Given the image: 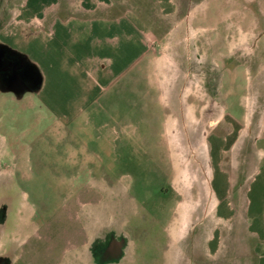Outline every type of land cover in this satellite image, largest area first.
Masks as SVG:
<instances>
[{
  "label": "crops",
  "instance_id": "crops-1",
  "mask_svg": "<svg viewBox=\"0 0 264 264\" xmlns=\"http://www.w3.org/2000/svg\"><path fill=\"white\" fill-rule=\"evenodd\" d=\"M93 1L0 0L4 67L28 74L12 84L1 81L0 155L10 179L25 191L28 202L21 226L30 228L35 253L40 246L53 251L65 243L66 254L80 261L88 247L92 251L91 246L98 245L104 259L116 252L123 261L132 245L126 230L138 207L145 212V206L157 219L169 214L172 222L175 216L173 223L179 214L181 225L182 214L193 215L199 208L211 221L217 211L223 218L229 211L234 215L230 199L240 198L249 222L260 217L263 224L264 159L257 161L264 153L256 147L263 123L253 136V112L242 97L229 96L230 103L224 106L190 93L176 95L186 103L181 122L172 116L157 127H145L146 113L157 110L152 103L174 97L166 90L161 95L160 89L171 85L160 75L165 61L158 58L155 77H150L155 68L147 57L148 42L135 45L140 36L127 17L93 14ZM161 2L169 6L171 0ZM64 7L66 15L58 13L57 8ZM181 23L177 21L168 34L165 26L152 27L150 37L156 35L165 51L167 38L178 37L172 32L181 31ZM23 24L36 29L25 35ZM140 32L147 37L146 30ZM170 43L179 46L175 40ZM224 56L222 60L229 59ZM193 101L209 104L199 110L201 104ZM214 101L219 111L214 110ZM130 116L136 117L134 125ZM180 128L191 134L186 143L178 135ZM165 140L175 149L174 160L171 166L149 164V173L164 178L171 174L172 184L162 191L176 199L192 196V182L197 184V196L145 204V160L134 164L133 150L155 151ZM119 166H126V171L119 174ZM253 228L261 231L264 224ZM65 229L73 230L69 242Z\"/></svg>",
  "mask_w": 264,
  "mask_h": 264
},
{
  "label": "rangeland",
  "instance_id": "rangeland-1",
  "mask_svg": "<svg viewBox=\"0 0 264 264\" xmlns=\"http://www.w3.org/2000/svg\"><path fill=\"white\" fill-rule=\"evenodd\" d=\"M93 2L95 4L93 14L111 15L110 18L118 19L127 17L129 22L133 23L134 30L140 36L135 37V45H145L146 42L150 45L151 52L147 57L152 69L155 68L152 74L157 72L158 58L165 61L160 75L171 85L164 86L160 91L161 95L163 90L169 91L174 97L170 99L169 96L167 101L159 98L157 102L152 103L157 110L146 113L148 125L145 127H157L163 123L165 117L172 116L181 122L183 104L186 103L176 100V95L181 94L186 97L190 93H195L205 96L207 100L216 99L224 106L230 103L229 96L232 98L235 96L236 99L242 97L247 110L253 112L250 132L253 136L258 135L260 122L264 126V117L261 119L260 116L262 113L264 116V0H171L169 6H162L161 0H94ZM1 9L4 7H0ZM162 9H166L167 18L164 17ZM64 10L65 7L57 8L58 13L61 11L63 14ZM14 13L18 14V11ZM8 14H5L6 20L9 18ZM189 15L190 17H187ZM179 20H182L181 31L172 32L178 37L167 38V50L164 51L160 47L162 43L160 39L156 35L150 37L154 33L152 27H161L160 30H164L163 26H165L168 34ZM35 29L33 25L22 26L25 35ZM174 40L179 46L169 44ZM152 43L160 47V54ZM226 54L229 59L222 60V55L226 57ZM238 65L240 68L235 69ZM153 76L154 74L150 75ZM237 83L238 86H235ZM0 84H2L1 80ZM170 93H165V96L171 95ZM193 103L196 106L201 104L198 101ZM216 103L213 102L214 110L219 111L220 108L216 107ZM207 104L209 103L203 101L201 104L203 106L202 108L200 106L199 110L205 109ZM196 115L199 116L198 111ZM135 119L136 117L130 116L133 125L137 122ZM178 135L185 143L187 137L191 138L188 130L182 128L179 129ZM249 142L250 139L247 138L246 143ZM256 147L263 148L264 153V127ZM1 148L2 143H0L2 155ZM133 154L134 164L145 160V204H152L159 199L173 203L180 199L196 198V183L192 182L194 190L190 198L180 195V198L176 199L173 193L162 191L163 188L169 189L172 184L171 174L164 178L162 175L149 173V164L171 166L175 149L167 143V140L163 144L160 142L155 151L134 149ZM1 155L0 259L6 261L5 264H96L89 247L86 254L80 255V261L71 258L70 253L66 254L65 243L62 244L64 247H57L53 251L48 250L50 246H40L35 253L31 245L34 240L30 239V228L24 229L21 226V219L25 217L23 205L28 202L24 195L25 191L16 181L10 179L6 168L8 164ZM190 159L194 160L193 155ZM262 159L263 156L258 158L257 162L262 163ZM183 161H186L185 157ZM125 167L119 166L118 173L125 172ZM230 201L236 212L234 215L229 211V215L226 213L224 217L228 216V218L224 219V215L217 211L211 221L210 216L204 215L199 208L193 215L182 214L184 217L181 220L182 226L178 224L181 218L179 214L176 215L177 222L173 223L175 216L172 222L169 214L157 219L152 212L146 210L149 209L148 207L145 206V212L138 207L139 210H136L137 214L132 217V223L129 225L130 229L126 230L132 241L131 250H127L123 261L104 264H264V228H261V231L253 228L264 223L262 224L260 217H255L251 223L249 222L250 217L243 213V208L240 206V198H232ZM63 231L67 234V242H69L73 230ZM89 240L91 242L94 238ZM91 248L96 252L101 251L98 245Z\"/></svg>",
  "mask_w": 264,
  "mask_h": 264
},
{
  "label": "flooded vegetation",
  "instance_id": "flooded-vegetation-1",
  "mask_svg": "<svg viewBox=\"0 0 264 264\" xmlns=\"http://www.w3.org/2000/svg\"><path fill=\"white\" fill-rule=\"evenodd\" d=\"M5 63H6V56L4 54V52L0 49V80L2 82H5V83H9V84H12L15 82V80L17 79V77H20L21 79L23 78H28V74H26L27 70L25 71H22V72H18L17 70H7L5 66ZM6 262V261H5ZM4 261H2L0 259V264H5Z\"/></svg>",
  "mask_w": 264,
  "mask_h": 264
},
{
  "label": "water",
  "instance_id": "water-1",
  "mask_svg": "<svg viewBox=\"0 0 264 264\" xmlns=\"http://www.w3.org/2000/svg\"><path fill=\"white\" fill-rule=\"evenodd\" d=\"M92 254H93V257H94V260H95L96 264H104V263H110V262H113V261H117L119 259L118 256H119L120 253L117 254L116 252H114V253H112V255H110L111 256L110 260H113V261L104 259L103 252L102 251L96 252V250L93 249V248H92Z\"/></svg>",
  "mask_w": 264,
  "mask_h": 264
}]
</instances>
